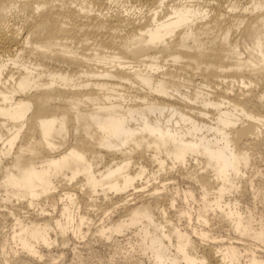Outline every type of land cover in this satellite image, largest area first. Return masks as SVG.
I'll list each match as a JSON object with an SVG mask.
<instances>
[{
  "label": "bare ground",
  "instance_id": "6f19581e",
  "mask_svg": "<svg viewBox=\"0 0 264 264\" xmlns=\"http://www.w3.org/2000/svg\"><path fill=\"white\" fill-rule=\"evenodd\" d=\"M263 186L264 0H0V264L129 230L128 264H264Z\"/></svg>",
  "mask_w": 264,
  "mask_h": 264
},
{
  "label": "rangeland",
  "instance_id": "374dc122",
  "mask_svg": "<svg viewBox=\"0 0 264 264\" xmlns=\"http://www.w3.org/2000/svg\"><path fill=\"white\" fill-rule=\"evenodd\" d=\"M262 163L261 161H255V162H251V164H249L246 168V173L244 174L245 177H247L248 179H252V184L255 187H257L258 183L260 182V176L257 174L256 170H260L262 168ZM155 168V167H154ZM165 178V179H163ZM175 178V177H174ZM163 179V181L161 180ZM173 177L170 179V177L168 175L162 176L159 179H155L153 180V184L154 185H158L161 186L162 183H167L168 186L173 187V186H181L183 187V184L185 186L186 182L184 181L182 182L181 178L176 177V181H174ZM181 179V180H180ZM160 180V181H159ZM139 179L137 184H140L136 187V189L138 190H146L149 188V190H151V188L154 186L150 181V183L148 185H146L147 183H145V180ZM152 181V180H151ZM157 181V183L155 182ZM159 181V182H158ZM172 181V183L170 182ZM178 182V183H177ZM170 183V184H169ZM152 184V187L150 186ZM146 185V186H145ZM147 187V188H144ZM264 187V186H263ZM257 190V188H256ZM132 189H130L129 192H131ZM232 193L229 195L231 196ZM241 204L244 206H247L248 209L253 212L254 215L256 216H260L261 213H264V188L262 189V192H259V190H257L254 193H246L242 196L241 198ZM46 206V209L48 212L51 213H55L57 212V208L55 207V210L53 211L52 207L48 204V203H44ZM35 209H37V207H34ZM111 208V207H109ZM0 209H2V207H0ZM21 213L23 214V211H25V208H21L20 209ZM53 211V212H52ZM105 211L103 210V208H99V207H92L91 210H89V214L88 216L91 218L90 223L91 226H96L97 224L100 223L101 218H104L105 216ZM112 218H115V212L112 213ZM106 217V216H105ZM10 223H11V218H3L0 217V230H3L5 232L9 230L10 227ZM214 225V224H213ZM216 225V224H215ZM214 225L215 230H213V232L216 234H218V238L219 237H223V239H226L227 235H232L231 233H229V231L227 230V227L222 226L221 224H219L218 226ZM125 236L122 234H119L117 236V240H104V239H99V237L97 238V235H91L88 234L86 237L83 238H78L76 236H71L69 235V240L65 245H55V247H51L54 248L52 249L53 253L58 254L57 256H55V261L50 260L47 261L45 263H41V264H52L51 262H53V264H128L126 262L125 257L127 256H132L134 258H139L141 260H145L146 257L141 255L139 252L137 251H133L129 248L130 243L127 242V238L132 236L130 230L124 232ZM221 239V238H219ZM86 240H89V244L85 243ZM235 242L237 241V243L241 246V244L243 243V241L246 244H250L252 247L256 248L260 251H262V244H258L256 242H253L252 240H239L235 237H233V239ZM57 246V247H56ZM59 246V248H58ZM58 250V252L56 251ZM62 250V253L60 254V251ZM17 263V262H16ZM18 264H21L20 262Z\"/></svg>",
  "mask_w": 264,
  "mask_h": 264
}]
</instances>
